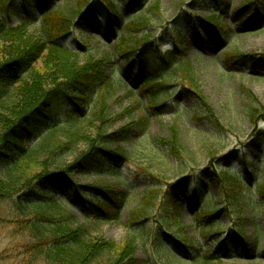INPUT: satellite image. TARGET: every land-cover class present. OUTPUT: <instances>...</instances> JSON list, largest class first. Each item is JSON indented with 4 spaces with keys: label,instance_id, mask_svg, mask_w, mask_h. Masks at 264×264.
<instances>
[{
    "label": "rangeland",
    "instance_id": "374dc122",
    "mask_svg": "<svg viewBox=\"0 0 264 264\" xmlns=\"http://www.w3.org/2000/svg\"><path fill=\"white\" fill-rule=\"evenodd\" d=\"M57 1L35 0L45 9L54 7ZM117 1L124 6L131 0ZM95 4L104 12L97 0ZM15 5L18 10L9 14L8 24L16 26L24 19L30 20L35 24L29 26L27 35L33 34L40 18L25 11L22 2L15 1ZM145 8L151 20V43L147 46L150 55L162 59L169 51L176 56L184 54L193 67L191 77L197 87H190L187 75L177 69L168 79L173 92L159 95L161 109L150 111L148 129L135 140L141 143L136 145L129 139L127 145L119 144L127 157L116 170L125 184L112 176H101L97 170H85L67 179L73 197L62 190L57 193L58 198L65 195L67 202L77 203L69 205L75 211L70 222L72 227L83 226L90 238L119 243L127 235L134 236L138 244L135 264H205V259L210 260L206 264H264V16L260 14L264 13V0H146ZM211 10L217 16L212 25L206 21L212 16ZM106 16L104 12L85 29L78 26L71 30L61 45L80 50L81 62L87 56L103 60L102 54L107 52L105 38L112 35ZM129 21L116 23L119 31L116 29L113 35L132 39L134 35L122 28ZM173 27L182 31L180 47L171 35ZM5 49L0 47V63L5 60ZM237 53L245 60L235 57ZM103 66L108 65L104 62ZM111 86L104 93L111 120L105 127L107 134L132 126L147 114L145 98L138 89L131 94L125 79L121 83L114 79ZM98 106L99 95L93 93L87 110L91 113ZM252 110L263 112V117L250 120ZM80 127L88 136L99 125L87 121ZM172 127L179 131L180 152L177 157L163 159L160 154L171 147ZM38 139L34 136L32 142ZM151 141L155 144L153 153L147 146ZM84 147L77 145L78 150ZM74 157L69 153L62 161L68 165ZM221 168L236 171L246 186L238 205L218 201L221 192L217 174ZM25 169L31 177L37 173L33 168ZM53 171L54 168L49 169ZM185 184L187 193L182 188ZM89 185H113L124 192L127 188L126 199L113 202L120 210L117 219H95L99 213L91 204L92 199L78 196V191L87 192ZM196 188L198 195L194 194ZM148 197L151 201L143 204ZM170 201L178 202L180 208L173 210ZM63 207L71 211L64 203ZM139 208L147 216L139 218L140 223L131 228L133 213ZM200 209L216 212L211 219L197 220L195 213ZM14 211L11 201L0 200V264H23L26 253L35 245L28 234L16 229L17 222L33 216L16 217ZM43 212L45 216L60 218L58 211ZM108 212L113 213L114 208ZM240 227L246 243L237 234ZM217 258L221 262H215Z\"/></svg>",
    "mask_w": 264,
    "mask_h": 264
},
{
    "label": "trees",
    "instance_id": "16d2710c",
    "mask_svg": "<svg viewBox=\"0 0 264 264\" xmlns=\"http://www.w3.org/2000/svg\"><path fill=\"white\" fill-rule=\"evenodd\" d=\"M15 1L22 2L25 11L40 18L33 34L27 35L29 26L35 24L30 20L24 19L16 26L8 24L9 14L14 9L18 10ZM69 1L58 0L54 7L45 9L46 6L41 7L35 0H0V47L2 50L6 48L5 60L0 63V200L11 201L16 217L33 216L31 220L16 223V229L28 234L35 242L26 253L23 264H135L138 244L134 236L127 235L119 243L90 238L83 226L72 227L70 222L75 211L69 205L77 203L67 202L65 195L60 200L57 193L64 190L73 197L68 188L69 175L91 169L125 184L126 180L121 179L116 170L127 157V152L119 144L127 145L129 139L136 145L141 143L135 140L139 133L148 129L150 111L161 109L157 102L159 95L173 92L168 79L177 69L187 75L190 87H197L191 77L193 67L182 53L176 56L169 51L162 59L150 55L147 46L151 43V33L148 32L151 20L145 10L146 0H131L124 6H120L117 0H97L107 13L106 21L112 35L105 38L107 52L102 54L104 61L87 56L81 62V51L64 48L61 41L78 26L85 29L92 21H98L104 12L96 6V0ZM255 7L260 9L261 6L256 4ZM129 13L133 15L127 17ZM211 14L206 21L212 25L216 23L217 16L213 10ZM260 14L264 16L263 12ZM121 20H130L122 28L134 35L132 39L113 35L118 29L116 23ZM171 29V35L180 47L182 31ZM235 57L239 60L246 58L238 53ZM104 62L108 66H103ZM250 65L256 64L250 62ZM119 70L122 72L118 73ZM114 79L118 83L125 79L131 94L136 89L143 94L147 114L139 117L132 126L107 134L105 127L111 120L104 93L112 87ZM93 93L99 95V106L89 113L87 108ZM198 95L202 99L200 92ZM262 113L252 110L248 118H262ZM87 121L92 125L97 123L99 127L95 133L85 136L80 125ZM170 129L171 147L165 154H160L163 159L177 157L176 153L180 152L178 128ZM34 136L39 137L35 143L32 142ZM81 144L85 147L78 150L77 145ZM147 146L149 152H155L152 141ZM69 153L75 157L71 164L65 165L62 158ZM25 168H33L36 175L31 177ZM53 168L55 171L49 172ZM217 178L221 192L218 201L226 200L229 204L238 205L246 188L238 173L221 168ZM195 185L198 187L197 183ZM86 190L78 191V196L84 200L92 199L90 202L99 213L95 218L97 221L117 219L120 210L113 202L126 199L127 188L124 192L113 185H89ZM262 191L264 194V184ZM194 194L198 195L199 189L196 188ZM151 199L144 198L143 204H148ZM63 203L71 211H67ZM169 203L173 210L180 208L178 202ZM111 207L114 208L113 213L108 212ZM32 209L36 211L32 212ZM43 210L58 211L60 218L45 216ZM215 212L200 209L195 218L211 219ZM146 213L144 209H136L130 227L138 225V219L145 218ZM237 234L246 243L242 227ZM208 262L210 260H203L205 264ZM215 262L219 263L221 259L217 258Z\"/></svg>",
    "mask_w": 264,
    "mask_h": 264
}]
</instances>
